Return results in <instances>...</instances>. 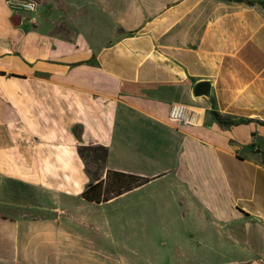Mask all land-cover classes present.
<instances>
[{
  "label": "crops",
  "instance_id": "obj_1",
  "mask_svg": "<svg viewBox=\"0 0 264 264\" xmlns=\"http://www.w3.org/2000/svg\"><path fill=\"white\" fill-rule=\"evenodd\" d=\"M263 122L264 0H0V264H137L94 256L117 222L89 207L121 199L177 264H264ZM81 146L106 147L96 176Z\"/></svg>",
  "mask_w": 264,
  "mask_h": 264
},
{
  "label": "rangeland",
  "instance_id": "obj_2",
  "mask_svg": "<svg viewBox=\"0 0 264 264\" xmlns=\"http://www.w3.org/2000/svg\"><path fill=\"white\" fill-rule=\"evenodd\" d=\"M35 3H45L49 0H26ZM87 166L91 170H96L101 163H93L91 158L86 157ZM141 199V198H140ZM153 205V203H152ZM103 209V210H102ZM134 209L136 212L142 213V204L132 205L124 199L117 201L114 204H108L100 207H89L88 211L93 213L105 212L113 214L117 225L108 228L107 235L103 237L96 236L95 239L99 241L96 248L97 259L107 260L111 254H120L130 256L137 264H143L148 261L150 264H177L175 253L168 250L169 244L174 240L173 236H166L159 228V220L151 221V225L142 219L129 222L127 218V211ZM135 215H137L135 213ZM118 218V219H116ZM141 218V217H140ZM156 218L158 216L156 215ZM111 224V220L109 221ZM128 223L131 225L129 226ZM185 228L181 226L180 228ZM145 234V235H144ZM147 235V236H146ZM94 238V237H93ZM194 251L186 253L188 259L203 263L207 257V250L204 247L193 249ZM109 255L110 257L106 256ZM180 264H191L190 262L181 261Z\"/></svg>",
  "mask_w": 264,
  "mask_h": 264
},
{
  "label": "trees",
  "instance_id": "obj_3",
  "mask_svg": "<svg viewBox=\"0 0 264 264\" xmlns=\"http://www.w3.org/2000/svg\"><path fill=\"white\" fill-rule=\"evenodd\" d=\"M213 115L215 117H218V115L215 112H213ZM263 124H264V122H263ZM78 153H79L80 157L84 160L85 163H86V157H89V158H91L93 163L101 162V164H102L105 161V158L107 155V149H106V147H103V146H81L78 149ZM86 165H87V163H86ZM87 168L86 169H87L88 173L95 175V176L97 175V172L92 173V172H90L88 166H87ZM121 175L123 176L124 174H121ZM128 177H129V179H131L132 182L126 183V180H125L123 183H121V185L119 186L118 189L113 190V192H115V194H120L123 191L128 190L129 188H131L133 186L139 185V184L147 181V179L142 178V177H138L135 175H129ZM100 185H101V183L99 181L94 183V184L88 185L87 189L83 192V197L88 199V200L98 201L99 197L94 196L93 192L96 191L100 187ZM109 194L110 193L107 192L106 194L103 195L105 200L108 198Z\"/></svg>",
  "mask_w": 264,
  "mask_h": 264
},
{
  "label": "built area",
  "instance_id": "obj_4",
  "mask_svg": "<svg viewBox=\"0 0 264 264\" xmlns=\"http://www.w3.org/2000/svg\"><path fill=\"white\" fill-rule=\"evenodd\" d=\"M10 9L15 11L25 10L30 11L35 7V2L26 0H6ZM168 119L178 125L192 124L194 118L188 112L185 105L180 103H171L168 110Z\"/></svg>",
  "mask_w": 264,
  "mask_h": 264
},
{
  "label": "water",
  "instance_id": "obj_5",
  "mask_svg": "<svg viewBox=\"0 0 264 264\" xmlns=\"http://www.w3.org/2000/svg\"><path fill=\"white\" fill-rule=\"evenodd\" d=\"M18 18V15L12 17V22L14 23V20ZM209 82L208 81H200L198 83L195 84L194 86V89H193V94L196 96L198 95L197 94V91L200 90V89H204L205 90V95H208L209 94Z\"/></svg>",
  "mask_w": 264,
  "mask_h": 264
}]
</instances>
